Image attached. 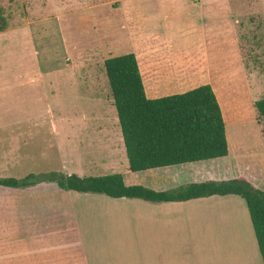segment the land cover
Masks as SVG:
<instances>
[{
	"label": "rangeland",
	"instance_id": "1",
	"mask_svg": "<svg viewBox=\"0 0 264 264\" xmlns=\"http://www.w3.org/2000/svg\"><path fill=\"white\" fill-rule=\"evenodd\" d=\"M107 1L0 0L10 28L0 32V178H21L28 173L39 178L51 171L75 172L80 176L121 173L126 175L127 183L167 187L163 190H174L191 182L243 179L264 191V121L257 119L253 106L256 99L264 97V0H241L240 9L234 13L235 34L231 29L228 32L238 37L245 65L242 74L237 72L233 81L243 119L225 125L232 152L214 159L133 173L128 168L124 145L122 152L118 144V133L112 131V144L106 148L105 132L94 126L103 116V109L106 116L116 114L114 106L105 107L107 99L110 103L113 100L102 59L130 52L124 31L119 29L123 22L122 9L115 11L118 3L110 0V5ZM28 21H33L32 25ZM32 36L37 39L30 46L34 49L35 44L39 53L41 48L44 50L38 54V61L26 50L29 45L26 42ZM108 36L117 45L97 55L101 59L76 60L90 46L108 42ZM173 45L176 49L171 51L190 53L189 43ZM189 61L195 64L193 58ZM24 69H42V87L21 85L18 74ZM53 69L63 71L51 74ZM197 74L189 77L192 79ZM73 79L75 86L71 83ZM47 109L53 119H49V113L36 119L41 111L45 115ZM73 116L92 118L95 124L91 121L85 126L73 124ZM117 128L120 133L118 122ZM77 135L79 141L75 140ZM8 188L0 186L1 198L10 199L11 203L26 199V206L12 204L13 211L30 212L38 205V209L54 213L68 209L77 213L83 228L87 223L96 224L91 217L103 215L107 220L99 218L102 224L97 221L99 226L92 228L122 229L126 222L131 224L129 213L138 211L132 210L128 198L70 192L49 181ZM208 200L199 201L204 207H198L196 212L187 211L189 215L181 223L185 224L188 260L199 264H247L248 249L242 242L248 238L254 261H258L261 256L244 200L238 195H213ZM7 215L6 210L0 217V228L7 223ZM146 225L145 222L144 228ZM236 241L243 247L237 246Z\"/></svg>",
	"mask_w": 264,
	"mask_h": 264
},
{
	"label": "crops",
	"instance_id": "2",
	"mask_svg": "<svg viewBox=\"0 0 264 264\" xmlns=\"http://www.w3.org/2000/svg\"><path fill=\"white\" fill-rule=\"evenodd\" d=\"M114 1L118 3L115 11L118 8L122 9L120 11L123 13V22L120 23L119 29L124 31L128 48L135 54L145 95L148 98L182 93L209 83L220 104L225 125L227 122L234 123L236 119H243L239 95L236 94L233 85L235 74L238 72L241 75L245 69L239 40L234 36V24L237 22L234 13L236 9H240L241 0ZM106 3L110 4L111 1ZM222 14H227V17L221 16ZM219 21L229 24H221ZM26 23L30 26L33 21ZM230 29L234 34L229 35ZM6 30L10 31V28ZM30 32L32 34V30ZM109 38L110 36L106 39L108 42L100 41L103 43L98 47L90 46L83 55H77L76 60L91 62L101 59L97 58V55L101 56L105 49L117 45V42L114 43ZM35 39L37 38L32 36V39L27 40L26 43L29 45L26 50L29 51V56L35 57L38 61V54H42L44 50L41 48L39 53L35 44L34 49L30 46ZM169 41L172 43H168ZM173 43L183 46L189 43L190 53H186L185 50L171 51L176 49ZM105 58L107 57L102 61ZM190 58L194 59V65L189 61ZM197 66L199 70H196ZM60 71L63 69H53L50 73L56 74ZM195 72L199 74L191 79L189 76ZM18 75L21 85L34 84L42 87L44 77L42 69H24ZM71 83L75 86V79L71 80ZM100 103L102 104V100ZM105 103L106 108L114 106L109 99ZM46 111L45 115L41 111L36 119L46 116L47 113L50 115L49 119H53L51 111L48 109ZM106 113L103 109V116L96 124L92 118L79 116H73L72 123L85 126L91 121V124H95L96 130L105 132L102 139L104 145L108 143L106 148L112 144V131L117 132L118 144L124 152L122 135L119 136L121 130L119 133L117 128V115L112 112L106 116ZM78 136H75L77 141L80 140ZM227 136L226 134V138ZM227 142L229 148L228 139ZM147 186L157 190L167 188L150 184ZM211 196L185 201L144 200L145 203L138 198H128L126 201L132 205V210H138L129 213L131 224L126 222L122 229L109 230L92 228L99 226L97 221L99 222L103 215L91 217V221L96 224L87 223L83 228L79 223V216L74 211L69 212L66 209L65 212H48L44 211V208L38 209L39 205L35 209H30V212L24 209L13 211L12 204L26 206V199L19 198L18 203L16 201L11 203L10 199L0 197V217L6 214V210L8 214L7 223L0 228V264H199L188 260L185 224L181 223L187 219L189 215L187 211L196 212L198 207H204L199 201H209ZM125 216L127 214L122 217ZM145 222L147 225L144 228ZM243 244L251 255L247 254L246 263L263 264L260 260L262 258L254 261L248 238L242 242ZM238 245L240 243L237 242Z\"/></svg>",
	"mask_w": 264,
	"mask_h": 264
},
{
	"label": "trees",
	"instance_id": "3",
	"mask_svg": "<svg viewBox=\"0 0 264 264\" xmlns=\"http://www.w3.org/2000/svg\"><path fill=\"white\" fill-rule=\"evenodd\" d=\"M7 28V18L0 6V32ZM103 65L129 171L214 159L232 152L230 142L228 148L221 107L209 83L182 93L148 98L132 51L108 57ZM253 106L257 119L264 121V97L256 99ZM38 177L33 173L21 178L2 177L0 186L27 187L49 181L64 190L152 202L238 195L245 202L264 264V191L243 179L191 182L174 190H157L142 184H128L121 173L80 176L51 171Z\"/></svg>",
	"mask_w": 264,
	"mask_h": 264
}]
</instances>
